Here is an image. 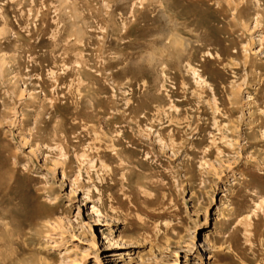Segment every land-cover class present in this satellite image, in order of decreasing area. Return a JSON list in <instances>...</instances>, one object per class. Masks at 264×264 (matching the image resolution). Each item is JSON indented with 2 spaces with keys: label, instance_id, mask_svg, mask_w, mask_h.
<instances>
[{
  "label": "rangeland",
  "instance_id": "obj_1",
  "mask_svg": "<svg viewBox=\"0 0 264 264\" xmlns=\"http://www.w3.org/2000/svg\"><path fill=\"white\" fill-rule=\"evenodd\" d=\"M0 264H264V0H0Z\"/></svg>",
  "mask_w": 264,
  "mask_h": 264
},
{
  "label": "bare ground",
  "instance_id": "obj_2",
  "mask_svg": "<svg viewBox=\"0 0 264 264\" xmlns=\"http://www.w3.org/2000/svg\"><path fill=\"white\" fill-rule=\"evenodd\" d=\"M104 239L106 240V243H108V242H109V241L107 240V238H106V237H105Z\"/></svg>",
  "mask_w": 264,
  "mask_h": 264
}]
</instances>
